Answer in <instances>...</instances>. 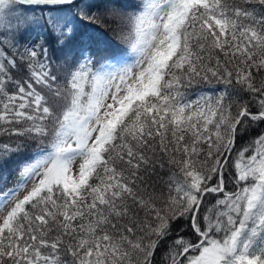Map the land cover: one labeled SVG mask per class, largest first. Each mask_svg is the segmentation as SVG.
I'll return each mask as SVG.
<instances>
[{
    "label": "snow or ice",
    "instance_id": "snow-or-ice-1",
    "mask_svg": "<svg viewBox=\"0 0 264 264\" xmlns=\"http://www.w3.org/2000/svg\"><path fill=\"white\" fill-rule=\"evenodd\" d=\"M94 7L0 0V264H264V0Z\"/></svg>",
    "mask_w": 264,
    "mask_h": 264
},
{
    "label": "trees",
    "instance_id": "trees-1",
    "mask_svg": "<svg viewBox=\"0 0 264 264\" xmlns=\"http://www.w3.org/2000/svg\"><path fill=\"white\" fill-rule=\"evenodd\" d=\"M138 2V0H94V3L96 5V7L93 8V12L96 14V18H95V25L98 29V33L101 35L102 39L105 41L106 44H114V45H118L119 47L125 49L126 48V44H128V39H127V35H121L119 32L115 34V36L111 33L110 30H105L104 26H109L107 24V19L105 17V15H107L111 10H118L120 8L123 9L124 14H123V19H125L126 17V12L130 13L132 10L131 9H125L123 7H121L122 5H127V4H131V3H136ZM113 14H109V16H112ZM97 16H100V19H97ZM103 19V21H101ZM98 20V21H97ZM117 21V20H115ZM101 22V23H100ZM105 25H103V24ZM114 25H117L116 22H114V24L112 25L114 27ZM112 27H110L111 29ZM129 32V31H128ZM224 88V84L223 83H217L215 80H213L211 83L209 82H204L201 81L198 84H194L191 88H189L187 90V95L189 99H195L197 95H199L200 93H209L211 92L213 95L216 94V92L220 89ZM255 110V109H253ZM255 131H252L251 135L255 136ZM247 135H245L244 138H241L238 136L237 138V146L239 147L241 144L244 143V141L247 139ZM4 139L3 137H0V140ZM232 169H229V172H232ZM161 175H164L163 172L160 173ZM228 175V173H226V176ZM232 185L229 183L228 184V188L229 190L232 189ZM187 231V230H186ZM191 238V237H189Z\"/></svg>",
    "mask_w": 264,
    "mask_h": 264
},
{
    "label": "rangeland",
    "instance_id": "rangeland-1",
    "mask_svg": "<svg viewBox=\"0 0 264 264\" xmlns=\"http://www.w3.org/2000/svg\"><path fill=\"white\" fill-rule=\"evenodd\" d=\"M118 10H111L107 15H105L106 19H107V23H109V14H113L112 16H115L117 14ZM125 11H122V13H119L117 18L115 20L117 21H114L117 23V25H114L111 26L112 28L109 30L111 31V33L115 36L116 33H120L121 35H126L129 31V20H128V15L129 13L126 12V17L125 19H123V14H124ZM97 19H100V16L98 17L97 16ZM98 21V20H97ZM103 21V19L101 20ZM104 22V21H103ZM101 23V22H100ZM103 24V23H102ZM105 25V24H103ZM105 27V26H104Z\"/></svg>",
    "mask_w": 264,
    "mask_h": 264
},
{
    "label": "bare ground",
    "instance_id": "bare-ground-1",
    "mask_svg": "<svg viewBox=\"0 0 264 264\" xmlns=\"http://www.w3.org/2000/svg\"><path fill=\"white\" fill-rule=\"evenodd\" d=\"M122 11H123V9L120 8V9H118V12H117V14L115 16L109 17V23H107L109 26L104 27L105 30H107V29L109 30V28L114 24V21L117 18L118 14L122 13Z\"/></svg>",
    "mask_w": 264,
    "mask_h": 264
}]
</instances>
